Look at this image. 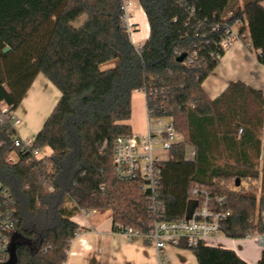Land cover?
<instances>
[{
    "label": "trees",
    "instance_id": "16d2710c",
    "mask_svg": "<svg viewBox=\"0 0 264 264\" xmlns=\"http://www.w3.org/2000/svg\"><path fill=\"white\" fill-rule=\"evenodd\" d=\"M262 2L138 0L149 27L138 49L121 1L0 0V100L16 110L39 74L60 94L33 139L34 149H50L48 157L15 148V129L0 124L13 264H66L79 232L71 218L85 210L110 211L114 232L116 225L148 231L145 197L136 183L115 177L112 161L115 139L131 135L125 122L137 91L146 94L148 117L168 119L182 139L159 165L164 219L183 217L198 183L226 199L224 237L264 235V95L241 82L214 100L202 89L225 53L219 43L226 27L236 28L264 67ZM193 252L196 264H247L229 249L200 243ZM256 264H264V249Z\"/></svg>",
    "mask_w": 264,
    "mask_h": 264
},
{
    "label": "built area",
    "instance_id": "2783aa9c",
    "mask_svg": "<svg viewBox=\"0 0 264 264\" xmlns=\"http://www.w3.org/2000/svg\"><path fill=\"white\" fill-rule=\"evenodd\" d=\"M122 3V20L128 30L129 36L135 32V26L130 23L129 10L133 0H118ZM215 30V29H214ZM239 41L235 27H226L219 43V48L226 52L234 42ZM142 45L136 48L140 49ZM145 94V93H144ZM146 98V94H145ZM148 117V115H147ZM148 119H150L148 117ZM157 120L156 128H152L148 121V131L141 136H119L113 142V172L120 182H132L139 186V191L145 197L147 210L151 217L148 231L140 233L131 227L116 225V233L127 238H142L154 246L159 254V264L165 263L163 251L166 247H178L194 250L198 244L206 245L210 239L221 235V225L231 215L226 209L224 196L213 193L204 184H194L189 192L186 210L179 220L168 221L163 217L158 188L160 181L159 165L171 159L170 150L173 145L182 139L169 121L164 126L161 119ZM16 110L5 101L0 100V124L16 129L20 125ZM15 148L23 153H30L37 159L39 149H34L33 140L14 138ZM166 153L163 158L158 152ZM8 163L14 159L8 158ZM103 190V188H101ZM0 200L4 208L0 210V264L9 259V236L15 228V219L11 209L10 193L0 184ZM191 204L189 213L187 206ZM85 216L96 214V210L82 211ZM252 236H247L250 239ZM254 240L259 247L264 248V236L257 235Z\"/></svg>",
    "mask_w": 264,
    "mask_h": 264
},
{
    "label": "crops",
    "instance_id": "0c3cea01",
    "mask_svg": "<svg viewBox=\"0 0 264 264\" xmlns=\"http://www.w3.org/2000/svg\"><path fill=\"white\" fill-rule=\"evenodd\" d=\"M261 6L264 8V2ZM129 12L132 14L130 23L135 26L130 40L137 47L143 45L148 38L149 27L138 0H133ZM234 82H241L264 95V67L257 63L255 53L250 52L240 40L234 42L224 53L214 72L202 84V89L209 99L214 100ZM35 86L39 89L48 88L50 92L51 89L57 91L42 74L36 77L28 93ZM39 89L38 93L41 92ZM138 92L143 93L147 116L145 94L143 91ZM56 94L59 99V92ZM133 110L134 93L131 96V116ZM125 124L130 126L131 134L136 136L144 135L148 131V117L143 133L137 127L133 130L130 119ZM71 221L79 227V232L70 243L66 264H159V254L152 244L142 238H127L114 232L112 218L104 212L90 216L80 212ZM221 235L210 239L212 243H206V246L229 249L247 264L257 263L264 248L259 247L254 239L230 240ZM163 256L164 264H196L195 253L184 248L168 246L164 249Z\"/></svg>",
    "mask_w": 264,
    "mask_h": 264
},
{
    "label": "rangeland",
    "instance_id": "374dc122",
    "mask_svg": "<svg viewBox=\"0 0 264 264\" xmlns=\"http://www.w3.org/2000/svg\"><path fill=\"white\" fill-rule=\"evenodd\" d=\"M129 15H132L131 12H129ZM34 89L27 94L23 102L17 108L16 112L21 121V124L15 129L16 137L18 136L22 140H33L35 138L39 129H41L45 120L58 101V94H56L57 91H55V89L54 91H52L51 89V92L48 90V88L47 90L46 88L39 89L35 86ZM38 89L41 90V92L38 93ZM148 121L152 128H156L157 120L150 118L148 119ZM160 121L161 125L163 126L169 122V120L166 118H163ZM130 123L133 125V130L140 128V133H143L144 129L146 128L147 116L145 113V103L142 92H134V110L130 118ZM49 153H51V151L48 148L42 149L37 155V159H43L49 156ZM188 153V156L190 157L191 151L188 150ZM158 154L161 158H163L166 153L162 151L158 152ZM244 187L247 189V191L251 190V187L245 184ZM259 189L260 186L258 185L256 187L257 195L260 194ZM104 214L107 216H111L110 211H105ZM218 236L221 237L222 235ZM255 236H257V234L252 235L251 239H254ZM211 241L212 240H209L207 241V243H212ZM189 251L191 252V250Z\"/></svg>",
    "mask_w": 264,
    "mask_h": 264
},
{
    "label": "water",
    "instance_id": "95a60500",
    "mask_svg": "<svg viewBox=\"0 0 264 264\" xmlns=\"http://www.w3.org/2000/svg\"><path fill=\"white\" fill-rule=\"evenodd\" d=\"M8 51V48H5L4 49V52H7ZM184 57H185V55H181L177 60H178V62H182L183 61V59H184ZM240 185V180L239 179H237L236 180V187H238ZM190 207H191V204H188V206H187V213H189V210H190ZM264 247V246H263ZM14 248L13 247H9V249H8V253H9V259H8V261L5 263V264H13L14 263Z\"/></svg>",
    "mask_w": 264,
    "mask_h": 264
}]
</instances>
